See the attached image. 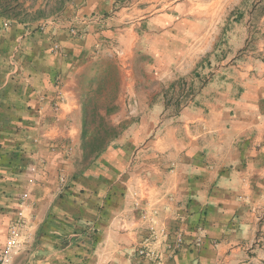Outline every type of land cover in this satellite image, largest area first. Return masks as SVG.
<instances>
[{
	"label": "crops",
	"instance_id": "obj_1",
	"mask_svg": "<svg viewBox=\"0 0 264 264\" xmlns=\"http://www.w3.org/2000/svg\"><path fill=\"white\" fill-rule=\"evenodd\" d=\"M78 15L104 21L75 37L0 7L11 264H264V0H84ZM95 74H117L101 111L122 127L97 155L80 89Z\"/></svg>",
	"mask_w": 264,
	"mask_h": 264
},
{
	"label": "rangeland",
	"instance_id": "obj_2",
	"mask_svg": "<svg viewBox=\"0 0 264 264\" xmlns=\"http://www.w3.org/2000/svg\"><path fill=\"white\" fill-rule=\"evenodd\" d=\"M84 0H0V7L10 12L15 19H22L30 23L38 20L42 25L37 29L51 28L53 30L67 31L71 35V30L75 27L83 35L88 24L81 22L78 9ZM28 6V7H26ZM29 8V12H27ZM36 8V11L32 9ZM73 36V35H72ZM76 37V36H75ZM58 42V41H57ZM56 43V42H55ZM117 74H95L93 77H86L80 81L81 93L85 97L84 115L86 120L85 137L88 138V151L94 155L106 149L111 140L122 130L121 126L111 124L110 111H101L102 107L111 105L118 90ZM87 92V93H86ZM179 105L170 114L179 112Z\"/></svg>",
	"mask_w": 264,
	"mask_h": 264
},
{
	"label": "built area",
	"instance_id": "obj_3",
	"mask_svg": "<svg viewBox=\"0 0 264 264\" xmlns=\"http://www.w3.org/2000/svg\"><path fill=\"white\" fill-rule=\"evenodd\" d=\"M104 18L100 15H92L87 16L86 18H82L81 22L84 24L90 23H103ZM78 30L73 27L71 30V35L78 36ZM53 51L54 52H61V47L58 42L53 44ZM56 105V110L59 108ZM146 216V215H145ZM22 231H23V222L20 220L15 221L9 228L8 238L7 241L2 249H0V264H11L12 258L16 256L22 245ZM181 241V238H178V242ZM146 250H142L141 254L145 255ZM151 253L150 251L148 252Z\"/></svg>",
	"mask_w": 264,
	"mask_h": 264
}]
</instances>
